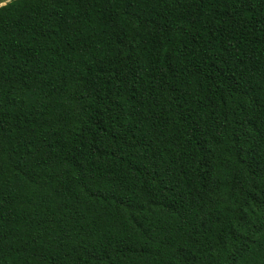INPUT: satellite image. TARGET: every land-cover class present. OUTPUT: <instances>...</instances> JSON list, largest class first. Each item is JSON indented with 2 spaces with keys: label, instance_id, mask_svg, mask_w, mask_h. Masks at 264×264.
I'll return each instance as SVG.
<instances>
[{
  "label": "trees",
  "instance_id": "obj_1",
  "mask_svg": "<svg viewBox=\"0 0 264 264\" xmlns=\"http://www.w3.org/2000/svg\"><path fill=\"white\" fill-rule=\"evenodd\" d=\"M0 264H264V0H1Z\"/></svg>",
  "mask_w": 264,
  "mask_h": 264
},
{
  "label": "rangeland",
  "instance_id": "obj_2",
  "mask_svg": "<svg viewBox=\"0 0 264 264\" xmlns=\"http://www.w3.org/2000/svg\"><path fill=\"white\" fill-rule=\"evenodd\" d=\"M0 1H1V0H0ZM5 1H6V0H5ZM3 4H4V2L0 3V6L3 5Z\"/></svg>",
  "mask_w": 264,
  "mask_h": 264
}]
</instances>
